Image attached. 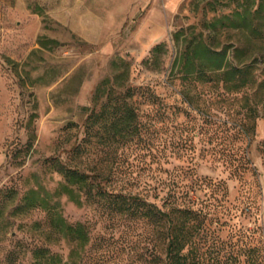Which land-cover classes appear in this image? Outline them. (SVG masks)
I'll use <instances>...</instances> for the list:
<instances>
[{
    "label": "rangeland",
    "instance_id": "obj_1",
    "mask_svg": "<svg viewBox=\"0 0 264 264\" xmlns=\"http://www.w3.org/2000/svg\"><path fill=\"white\" fill-rule=\"evenodd\" d=\"M85 2L98 19L94 25L102 28L87 30L89 37L76 30L72 20H56L48 11L49 0H0V264H30L34 246L53 241L57 242L53 249L68 264H145L144 220L120 215L99 198L78 205L68 195L59 194L65 179L51 166V158L69 159L72 153L66 151L83 139L88 114L94 106L99 108L94 101L96 88L106 77L124 72L122 61L130 64V83L154 87L164 102L181 105L179 94L168 82L178 54L175 33L183 31L181 39L190 38L194 31L209 29L211 19L252 0ZM218 27L220 41L232 50L240 36L227 20ZM159 43H165L166 51L160 55L162 62L151 68L145 61ZM183 120L184 114L179 113L174 129L164 132L166 146L171 134L173 140L182 142ZM256 128L246 148L250 166L243 176L232 177L224 166L215 167L201 157L210 148L221 155H241L244 142L235 140L231 149L206 137L194 143L197 173L224 179L227 186L209 200L216 216L209 221L208 235L197 238L206 264H264V121ZM127 152L119 158L120 188L146 192L160 184L166 174L150 169L143 151ZM87 155L72 162L95 167L101 153ZM175 164L179 161L165 166L172 169ZM32 189L56 205L68 223L86 226L90 239L78 256L70 257L72 244L66 238L57 239L46 224L45 209L23 208ZM187 250L185 247L182 252Z\"/></svg>",
    "mask_w": 264,
    "mask_h": 264
},
{
    "label": "trees",
    "instance_id": "obj_2",
    "mask_svg": "<svg viewBox=\"0 0 264 264\" xmlns=\"http://www.w3.org/2000/svg\"><path fill=\"white\" fill-rule=\"evenodd\" d=\"M223 20L240 36L232 50L220 41L218 23ZM209 24V29L196 34L194 31L190 38L186 35L181 39L183 31L175 33L178 54L171 64L168 82L179 94L181 105L164 102L154 87L130 83V64L122 61L124 72L106 77L96 88L94 101L99 108L94 106L88 114L83 139L66 151L72 153L69 159L63 160L59 155L51 158V166L65 179L59 194L68 195L78 205L92 197L96 201L99 198L120 215L144 220L148 243L145 264H206L197 238L208 235L209 221L216 216L209 200L218 189L227 186L224 179L197 173L194 143L206 137L217 146L223 144L231 149L235 140L244 142L245 154L221 155L210 148L201 157L215 167L224 166L232 177L243 176L250 166L246 148L256 134L257 124L264 121V0L236 6ZM164 51L165 43L157 44L146 65H159ZM179 113L184 114L180 123L182 142L173 140L171 134L168 147L163 135L174 129V118ZM130 149L143 151L149 168L166 174L160 184L146 192L120 188L119 158L129 154ZM90 152L101 153L95 167L72 162ZM175 160L179 164L172 169L165 166ZM206 189H212L211 194L205 193ZM25 199V210L45 209L46 224L57 239L66 238L72 244L70 257L78 256L90 239L86 226L81 222L68 223L61 210L50 205L36 189ZM56 244L53 241L35 245L30 264H68L53 249ZM185 247L188 250L183 253Z\"/></svg>",
    "mask_w": 264,
    "mask_h": 264
},
{
    "label": "crops",
    "instance_id": "obj_3",
    "mask_svg": "<svg viewBox=\"0 0 264 264\" xmlns=\"http://www.w3.org/2000/svg\"><path fill=\"white\" fill-rule=\"evenodd\" d=\"M45 2V1H43ZM50 10L49 12L54 15L56 20L62 23H68L72 20L73 23H76V30H83L85 32L82 35L89 37L87 30L101 29L100 26L94 25L96 20L94 19V10L90 9L85 0H49ZM71 15H74L73 18H70Z\"/></svg>",
    "mask_w": 264,
    "mask_h": 264
}]
</instances>
